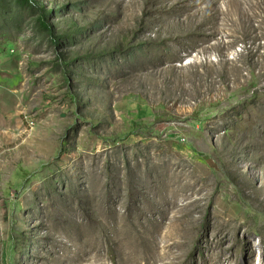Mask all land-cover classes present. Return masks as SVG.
Wrapping results in <instances>:
<instances>
[{"label": "rangeland", "instance_id": "rangeland-1", "mask_svg": "<svg viewBox=\"0 0 264 264\" xmlns=\"http://www.w3.org/2000/svg\"><path fill=\"white\" fill-rule=\"evenodd\" d=\"M33 1L69 42L0 25V264H264V0Z\"/></svg>", "mask_w": 264, "mask_h": 264}, {"label": "trees", "instance_id": "trees-1", "mask_svg": "<svg viewBox=\"0 0 264 264\" xmlns=\"http://www.w3.org/2000/svg\"><path fill=\"white\" fill-rule=\"evenodd\" d=\"M62 10L54 12L60 15ZM53 12H48L33 0H0V25L17 27L22 24L26 17L37 18V26L41 33L53 41L60 48L64 42H69L67 36H56L55 26L49 24Z\"/></svg>", "mask_w": 264, "mask_h": 264}, {"label": "built area", "instance_id": "built-area-1", "mask_svg": "<svg viewBox=\"0 0 264 264\" xmlns=\"http://www.w3.org/2000/svg\"><path fill=\"white\" fill-rule=\"evenodd\" d=\"M31 126L33 125V123H29Z\"/></svg>", "mask_w": 264, "mask_h": 264}]
</instances>
